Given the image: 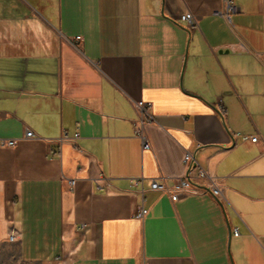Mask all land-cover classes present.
<instances>
[{
  "label": "crops",
  "instance_id": "0c3cea01",
  "mask_svg": "<svg viewBox=\"0 0 264 264\" xmlns=\"http://www.w3.org/2000/svg\"><path fill=\"white\" fill-rule=\"evenodd\" d=\"M224 1L0 0V252L264 264V0H234L231 23L212 16ZM186 153L220 196L200 180L178 202L151 188L187 176Z\"/></svg>",
  "mask_w": 264,
  "mask_h": 264
},
{
  "label": "built area",
  "instance_id": "2783aa9c",
  "mask_svg": "<svg viewBox=\"0 0 264 264\" xmlns=\"http://www.w3.org/2000/svg\"><path fill=\"white\" fill-rule=\"evenodd\" d=\"M241 7L238 3H236L234 0H225L223 7L221 9L215 10L212 13V16L223 18L227 22L231 23L233 21L234 16L241 13ZM202 17L200 15H195L191 12H187L184 15L181 16V22L186 25V27L190 30L194 29L198 26L200 20ZM80 40V38H77ZM135 109L137 110L139 114V121L137 122L138 126L136 127V134L141 139L142 147L144 150H148L151 148V143L148 137L143 132V127L145 125V119H151L154 120L152 115L149 112V104L146 103L143 100L136 101L134 103ZM155 121V120H154ZM236 136H242L243 140H250L253 143H256L258 141V137H248L241 135L240 133H237ZM26 138H32L35 137V133L32 130H28L25 134ZM75 137H78V134L75 135ZM64 138V135H63ZM2 144L4 146L13 147L16 144V140H3ZM184 163L188 169L187 176L183 178H179L172 182L171 185L168 184V181L166 179H155L151 181V188L155 191H158L163 194L169 195L171 200L173 202H178L182 199H185L193 194L199 193L200 191H204L203 187H198L195 185L197 180L205 181L210 183L211 185H207L211 191V193L218 197L221 194V190L213 185L215 182V179L212 178L207 171L204 169L197 167L195 165V161L193 159V156L191 153H186L184 157ZM197 171V177H191V172ZM142 186L144 185V181L138 182ZM70 184L73 186L75 184V181H71ZM147 213L146 210H143L141 212V216H144ZM8 219H12V216L9 215ZM17 235L16 230L12 229L9 235L10 241H14L15 237ZM234 235L238 236L239 232L237 229L234 230Z\"/></svg>",
  "mask_w": 264,
  "mask_h": 264
},
{
  "label": "rangeland",
  "instance_id": "374dc122",
  "mask_svg": "<svg viewBox=\"0 0 264 264\" xmlns=\"http://www.w3.org/2000/svg\"><path fill=\"white\" fill-rule=\"evenodd\" d=\"M13 254L7 249H2L0 252V264H20L15 258H10V255Z\"/></svg>",
  "mask_w": 264,
  "mask_h": 264
}]
</instances>
